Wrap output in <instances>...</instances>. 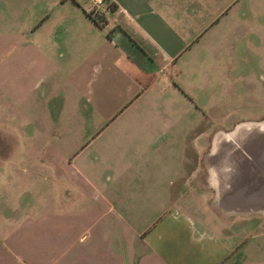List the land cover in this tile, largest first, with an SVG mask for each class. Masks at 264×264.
<instances>
[{"label": "crops", "instance_id": "0c3cea01", "mask_svg": "<svg viewBox=\"0 0 264 264\" xmlns=\"http://www.w3.org/2000/svg\"><path fill=\"white\" fill-rule=\"evenodd\" d=\"M111 1L98 25L78 7L85 0H0V126L15 127L18 144H48L54 132L45 129L87 123L105 81L114 89L117 74H139L149 85L147 69L188 58L206 26H236L249 14L242 0ZM238 73L240 103L182 133L180 166L159 191L139 187L138 203L109 200L69 160L57 175L78 196L59 209L33 203L0 235V264H264V57Z\"/></svg>", "mask_w": 264, "mask_h": 264}, {"label": "rangeland", "instance_id": "374dc122", "mask_svg": "<svg viewBox=\"0 0 264 264\" xmlns=\"http://www.w3.org/2000/svg\"><path fill=\"white\" fill-rule=\"evenodd\" d=\"M242 2L249 14L239 25L206 26L188 58L160 70L157 66L147 69L149 85L139 74L134 75L136 82L117 74L114 89L105 81L98 113L87 123L45 129L54 132L46 138L48 144H18L17 129L0 126V235L27 216L33 203L43 211L49 210L50 202L59 209L66 199H76V184L68 176L57 175V170L67 174L69 160L78 175L105 190L103 194L112 201L143 202L145 192L140 188L152 185L156 190L163 178H171L168 173L181 162L182 133L191 125L224 115L231 103H240L235 83L241 64L264 57V0ZM214 94L217 104L211 100ZM71 98L73 102L66 107L69 115H75L72 110L78 99ZM214 107L215 117L214 112L210 117ZM38 146L41 152H35ZM157 195L160 193L154 192L147 209L157 208Z\"/></svg>", "mask_w": 264, "mask_h": 264}, {"label": "built area", "instance_id": "2783aa9c", "mask_svg": "<svg viewBox=\"0 0 264 264\" xmlns=\"http://www.w3.org/2000/svg\"><path fill=\"white\" fill-rule=\"evenodd\" d=\"M72 1L77 2L79 0ZM112 6L113 2L111 0H85L82 9L88 18L98 25H103L106 20V15Z\"/></svg>", "mask_w": 264, "mask_h": 264}, {"label": "trees", "instance_id": "16d2710c", "mask_svg": "<svg viewBox=\"0 0 264 264\" xmlns=\"http://www.w3.org/2000/svg\"><path fill=\"white\" fill-rule=\"evenodd\" d=\"M113 7V6H112ZM97 24V23H96Z\"/></svg>", "mask_w": 264, "mask_h": 264}]
</instances>
